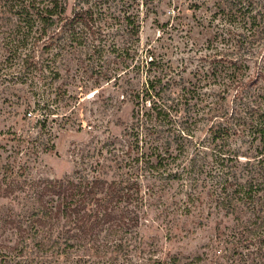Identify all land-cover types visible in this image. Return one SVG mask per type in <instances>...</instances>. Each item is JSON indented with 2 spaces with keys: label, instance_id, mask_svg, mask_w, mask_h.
I'll return each mask as SVG.
<instances>
[{
  "label": "trees",
  "instance_id": "trees-1",
  "mask_svg": "<svg viewBox=\"0 0 264 264\" xmlns=\"http://www.w3.org/2000/svg\"><path fill=\"white\" fill-rule=\"evenodd\" d=\"M165 1L0 0L6 16V24L0 23V77L27 83L23 119H35L49 136L37 144L32 134L14 131L19 152L0 157V198L17 206L0 226V264H264L263 57L237 55L214 65L216 55H206L208 81L223 85L222 97L188 86L172 68L148 74L144 82L128 78L141 16ZM185 1L170 0L176 15ZM188 1L193 9L202 2ZM217 4L213 20L223 25L236 20L253 26L264 19V6L254 0ZM218 34L228 38L232 30ZM75 54L91 58L92 71L113 79L123 100L132 102L130 123L123 127V140L106 141L101 146L105 154L99 150L103 159L81 174L32 177V155L56 148L48 118L61 115L82 129L76 114L85 86L72 92L66 84H56L63 75L57 63ZM149 56L152 70L158 60ZM252 58L258 61L255 71ZM113 63H124L123 72ZM134 68L140 73V64ZM230 95L236 103L232 110L223 101ZM235 136L239 142H233ZM176 181L183 193L176 218L188 222L207 207L206 218L222 219L213 225L209 240L188 256L173 252L178 233L170 228L171 250L159 256L141 241L140 226L148 199L159 195L167 203Z\"/></svg>",
  "mask_w": 264,
  "mask_h": 264
},
{
  "label": "rangeland",
  "instance_id": "rangeland-1",
  "mask_svg": "<svg viewBox=\"0 0 264 264\" xmlns=\"http://www.w3.org/2000/svg\"><path fill=\"white\" fill-rule=\"evenodd\" d=\"M201 1L200 7L193 9L189 8L190 3L186 0L179 15L173 12L174 6L170 5V0H166L165 4L156 10L152 9L147 15L142 14L140 42L134 47L138 50L134 53V58L130 57L128 60L129 64L131 63L128 78L144 82L148 74H155L163 68L170 71L172 68L188 86H196L201 90H207L208 94L222 97L223 85L208 81L210 65L209 57L206 58V55H216L212 62L214 65L237 55L247 58L261 53L260 57L264 60V19H260L253 26L236 20L232 26L223 25L220 19L213 20L214 12L219 10L217 0ZM255 1L260 3V7L264 6V0ZM218 16H223V13L218 11ZM5 18L6 16L0 12V23L3 25L6 24ZM230 30H232L230 37L224 38L219 34L216 37L217 32L228 33ZM1 31L2 28L0 38L4 35ZM3 54V43L0 42V60L3 59ZM149 54L158 60L152 70H149L148 65L151 58ZM257 63L258 61L254 62V58L250 59L251 71L256 70ZM92 64V59L84 54H75L66 62L57 63V66L63 68V75L56 84H66L72 92L79 90L77 87L79 85L85 86L84 98L76 114V118L82 119L83 126L82 129H78L77 125H69L61 115L48 118V126L55 129L56 137L53 138V142L56 148L50 152H40L39 156L32 155V159L23 153L19 155L23 156L24 160L30 158L28 163L30 176L41 178L77 176L92 162L103 159L105 155L101 156L99 150L103 149L101 146L106 141L123 140V127L130 123L133 104L129 100H123L113 79L107 81L99 75L100 73L92 71ZM123 64L113 63L112 67L119 68L121 73L122 68L125 69ZM136 64L141 65L140 73L134 68ZM29 89L27 83L14 81L10 75L6 78L0 77V157L3 159L19 152V142L15 139L14 131L32 134L37 144L44 138H49L47 134H42L35 119H23L22 104L30 95ZM233 98L232 95L223 99L231 110L236 104ZM32 117L34 118V115ZM195 134L200 137L204 136L205 132L197 131ZM237 137L235 136L233 142L240 141ZM103 150L105 154L106 148ZM157 190L156 188L155 191ZM179 196H183V193L179 182L176 181L166 194L167 203L165 198L159 200V195L158 198L152 196L147 201L148 214L142 219L140 226L141 241H145V245L147 243V246L153 248V252L159 256H166V252L171 250L167 239L170 228L174 229L175 234L178 233L177 243L172 245L173 252L188 256L198 251L202 243L209 240L214 234L213 225L222 219L206 218L209 209L207 207L202 215L195 216L188 222L184 217L176 218L174 209L177 207ZM16 208L12 200L0 198V226ZM224 226L225 223L222 224V228ZM3 230L1 229V232Z\"/></svg>",
  "mask_w": 264,
  "mask_h": 264
}]
</instances>
